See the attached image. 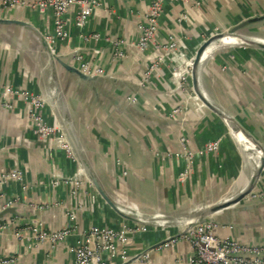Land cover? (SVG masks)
I'll return each mask as SVG.
<instances>
[{
    "label": "crops",
    "instance_id": "0c3cea01",
    "mask_svg": "<svg viewBox=\"0 0 264 264\" xmlns=\"http://www.w3.org/2000/svg\"><path fill=\"white\" fill-rule=\"evenodd\" d=\"M97 1L102 6L89 19L85 33L123 40L128 44L126 57L114 60L110 44L82 39L75 25L77 7L67 15L68 39L54 46L57 57L72 66L77 67L78 55L95 61L104 74L92 83L73 77L54 60L44 40L53 32L50 14L0 6V19L30 25L0 23V88L9 84L42 96L46 122L64 131L74 148L70 157L57 138L37 137L30 108L22 98L0 100V171L19 168L25 178L24 183H9L5 197H0V212L13 201L8 208H16L17 213L0 218V264H72V248L81 231L94 225L120 230L144 221L147 231L129 235L132 256L147 253V264H191L192 247L182 238L186 225L203 219L207 209L237 197L258 169L246 158L240 141L264 149V50L223 47L202 59L197 89L220 116L196 94L192 68L189 75L183 74L184 82L173 69L182 59L193 61L210 37L227 34L249 19L264 18V0H164L155 44L145 51L136 43L153 0ZM260 29L264 20L246 30ZM217 140L218 152L200 154ZM187 151L195 154L193 163ZM86 167L126 217L99 195ZM76 176L86 182L72 196L65 180ZM263 202L264 171L243 205ZM207 218L216 221L220 237L264 244V207L248 211L232 207ZM31 224L48 230L68 225L77 229L51 248L30 240ZM104 260L121 262L107 254Z\"/></svg>",
    "mask_w": 264,
    "mask_h": 264
},
{
    "label": "built area",
    "instance_id": "2783aa9c",
    "mask_svg": "<svg viewBox=\"0 0 264 264\" xmlns=\"http://www.w3.org/2000/svg\"><path fill=\"white\" fill-rule=\"evenodd\" d=\"M178 2H188L189 0H176ZM164 0H153L148 11L144 23L139 27L140 39L136 46L145 51L155 44V36L159 27V21L164 13ZM0 6L8 9L30 8L36 10L40 15L50 14L53 18V32L47 35L46 41L54 48L58 41H65L69 37L67 28V15L77 7L75 16V25L81 32L84 41H104L111 45L114 60H122L127 55V46L123 40L113 38L100 33H85L89 19L101 8V3L97 0H0ZM156 48H161L156 45ZM182 59L184 55L179 54ZM173 69L176 77L181 78L184 82L183 74H190L193 61H183ZM77 67L88 75H102L104 70L100 68L95 61H86L81 55L75 59ZM152 70L155 67L151 68ZM20 97L30 106V118L34 124V134L42 139L57 138L62 147L66 150L70 157L74 156V152L65 139V134L57 126L49 125L40 112L45 108V100L40 95H36L29 91L14 89L12 87L0 88V100L10 101L12 97ZM131 102L135 99L130 98ZM6 106L9 105L4 102ZM187 142V141H186ZM220 141L208 143L200 152L201 155L216 153L219 151ZM189 163H193L195 154L192 151L186 152ZM190 168V165H189ZM189 169L180 176L183 181L187 177ZM86 179V178H85ZM82 176H76L72 179L65 180V185L69 187L72 196H76L82 190L86 180ZM24 173L15 168L11 171H0V197H5L3 190L11 182L24 183ZM57 185L58 183L55 182ZM24 189L26 185L24 184ZM13 205V201L6 203L3 209ZM72 221L76 220V214L70 215ZM140 225L124 226L120 230H116L106 226H91L86 231H81L78 240L72 248L75 255L72 264H107L104 255L107 254L111 259L119 258L120 264H147L148 254H138L132 256L129 249V235L147 231L146 225L148 221H144ZM216 224L213 222H203L189 229L182 238L187 240L193 250L190 259L191 264H264V244H248L236 238L220 237L215 232ZM77 227L68 225L58 230H48L38 224H31L27 227L30 240L37 243L46 244L51 248L56 247L65 242L70 236H73ZM17 237L21 236L20 232H16ZM176 240H170L164 244L168 247Z\"/></svg>",
    "mask_w": 264,
    "mask_h": 264
},
{
    "label": "water",
    "instance_id": "95a60500",
    "mask_svg": "<svg viewBox=\"0 0 264 264\" xmlns=\"http://www.w3.org/2000/svg\"><path fill=\"white\" fill-rule=\"evenodd\" d=\"M263 20H264V18H262V17L249 19L247 21H244L240 25L234 27L227 34L214 35V36L210 37L208 40H206L200 46L199 50L197 51V54H196V56H195V58H194V60L192 62L193 84H194L195 92L198 95V97L200 98V100L202 101V103L207 108H209L213 113L219 115V113L216 111V109L212 105H210V103L199 93V91L197 89V72H198V68L200 67V63H201L206 51L214 43H216V41L222 40V39L227 38V37H233V38L241 39V40L244 41L243 45L247 44L249 46H253V47H256L258 49L264 50V44L263 43H256L254 41L249 40L247 37L239 34L240 32L245 31L251 25H253L255 23L262 22ZM0 23H2V24H18V25L30 26V25H28L26 23H23V22H20V21L8 20V19H0ZM44 40H45V42L47 44V47H48L50 53L54 57V60L56 62H58L70 75H72L73 77H76V78H78L81 81L86 82V83H92V82H95V81L99 80L98 76H100V75H88V74L84 73L83 71H81L79 68H77L75 66H72V65L66 63L65 61H63L60 57H57L55 49L48 44V42L46 41V38ZM225 120H226L227 123H229V119L227 117H225ZM246 137H248L251 140V138L249 136L246 135ZM256 146H257L258 150L260 151L262 157H261L258 169H257L255 175L252 178L251 183L246 187V189L242 190V192L237 197L231 198V199L221 203L218 206H215L213 208L207 209V211L204 213L205 217L203 219H200V220L196 221V222H191V223L187 224L186 225V229L183 231V234H185L189 229H191L192 227H194L197 224H200V223H203V222L216 223V221L214 219L207 218V216L212 215V214L217 213V212H220L222 210H225V209L233 207L235 211H248V210H253V209L264 207V202L260 203V204H255V205H243V203L248 199V197L250 195H252V193L254 192V189L257 186L258 182L261 180L262 174H263V171H264V149L258 144ZM72 148H73V146H72ZM73 150H74V148H73ZM86 172L88 174L89 180L94 185V187L96 188V190L99 193V195L106 201V203L108 205H110L121 216L126 217V216H124L122 213H120L118 211L117 207L112 202V200L110 199V197L108 196V194L106 193V191L104 190V188L102 187V185L100 184V182L98 181L96 176L92 173V171H90L86 167ZM8 213L17 214L16 213V208L12 207V208H7L5 210H2L0 212V218H3Z\"/></svg>",
    "mask_w": 264,
    "mask_h": 264
},
{
    "label": "bare ground",
    "instance_id": "6f19581e",
    "mask_svg": "<svg viewBox=\"0 0 264 264\" xmlns=\"http://www.w3.org/2000/svg\"><path fill=\"white\" fill-rule=\"evenodd\" d=\"M225 39H232L233 41L229 40V41H226L224 42ZM251 40V39H249ZM251 41H254L256 43H263L264 44V41H260V40H251ZM244 44V41L241 40V39H237V38H233V37H227V38H224L222 40H218V42H216L215 45H212L205 53L203 59H207L209 58L210 55H212L218 48H223V47H234V46H239V45H243ZM213 56V55H212ZM209 62V61H208ZM50 68V67H49ZM46 70V69H45ZM58 116V115H57ZM67 121V120H66ZM231 121V120H230ZM60 122V121H59ZM69 124V123H68ZM62 126V125H61ZM63 127V126H62ZM66 127H67V123H66ZM68 128H69V125H68ZM67 129V128H66ZM64 132V131H63ZM69 132V131H68ZM235 132H238V131H235ZM71 133V132H70ZM240 133V132H238ZM238 135V134H237ZM239 137H241V135H238ZM240 139H243V138H240ZM240 143L242 144V146L244 147V149L246 150V158H251L255 165L256 166H259L260 164V160H261V153L258 149L255 148V146L249 142V141H246V140H243L242 142L240 141ZM252 162V161H251ZM253 163V162H252ZM256 172V171H255ZM255 175V174H254ZM248 179V178H247ZM251 179V178H250ZM238 185V184H237ZM247 187V186H246ZM237 191V190H236ZM235 191V192H236ZM236 195V194H235Z\"/></svg>",
    "mask_w": 264,
    "mask_h": 264
},
{
    "label": "rangeland",
    "instance_id": "374dc122",
    "mask_svg": "<svg viewBox=\"0 0 264 264\" xmlns=\"http://www.w3.org/2000/svg\"><path fill=\"white\" fill-rule=\"evenodd\" d=\"M239 34H241V35H243V36H245V37H247L248 39H251V40L257 38V39H263V41H264V29H260V30H252V31H250L249 33H248L247 30H245V31L240 32ZM245 46H249V45L245 44ZM9 86H11V85L6 84V86H5L4 88L9 87ZM12 88H13V87H12ZM14 89H15V87H14ZM25 104L28 105V107L30 108V106H29L28 103L25 102ZM40 115H41L43 118L46 119V115H45V112H44V111H41V112H40Z\"/></svg>",
    "mask_w": 264,
    "mask_h": 264
}]
</instances>
